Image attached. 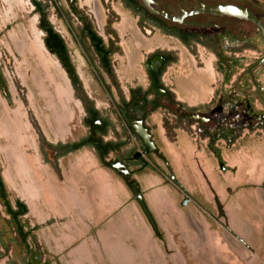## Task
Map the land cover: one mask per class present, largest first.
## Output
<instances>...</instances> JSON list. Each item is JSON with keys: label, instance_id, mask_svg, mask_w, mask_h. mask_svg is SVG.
<instances>
[{"label": "rangeland", "instance_id": "374dc122", "mask_svg": "<svg viewBox=\"0 0 264 264\" xmlns=\"http://www.w3.org/2000/svg\"><path fill=\"white\" fill-rule=\"evenodd\" d=\"M38 1L45 8L46 21L62 38L76 75H80L79 81L88 97L85 102L88 105L92 102L100 117L111 121V126L118 130L117 133L121 125L111 109L112 105L116 104V92L128 95L130 87L135 85L132 79L135 76L143 78V63L156 49H169L176 53L178 61L166 69L164 82L174 90V97L182 101L185 109H189L187 104L194 109L198 102L208 101L213 91L228 93L233 89L237 78L240 84L234 89V100L243 102L248 98L247 95L253 93L249 78L244 72H240L244 65L238 66L232 82L225 81L224 75L217 69L218 62L215 57L208 55L200 47H194L199 53H191V50L189 53L178 42L164 37L157 30L149 27L142 29L143 24L139 25L137 17L124 9L119 0H74L73 5L79 11L78 14L71 11L67 0H58L59 7L54 0ZM63 12L67 13L69 23ZM81 18L91 23L104 43L108 38L105 25H111L109 31L114 34L119 50L112 57L115 66L112 79L116 87L109 84L89 40L84 37L83 41L93 63L100 71L99 75L89 63L79 43L73 41L69 24L81 35L84 24ZM39 22L40 17L29 0H0V71L7 84V91L0 90V169L11 198L19 197L21 194L17 192L21 191L27 203L35 199V202L27 206L28 212L20 218L25 229L37 224L43 225L47 221V218H41V207L36 202L38 199L41 201V175H34L33 171L41 169L36 129L39 126L41 139L44 136L49 142L74 141L88 131L82 122L83 103L81 98H77V95L82 96L72 88L57 57L44 46L45 33L39 27ZM240 27L249 33L254 31L248 24H240ZM75 50L79 57L73 54ZM190 54L199 55L201 59L193 58ZM241 54L240 57H244L243 64L249 62L250 53ZM201 60L203 62H200ZM188 78L194 85L190 84L192 89L200 86L204 90L203 97L197 98L191 93L192 90L187 85ZM260 82L264 85L262 75ZM254 109L264 112V108L258 103ZM173 115L170 111L164 112V116L169 119H172ZM17 123L22 127V135L18 132ZM228 124L243 127L244 123L238 117ZM107 138L115 137L109 133ZM196 142L199 144V139H196ZM256 151L257 149L248 150L243 155L236 153L238 157L233 163L237 165V169L242 165L241 156L247 159V175H251L262 161L261 155ZM94 155V160H91L90 155L80 151L71 156L70 164H81V169L87 173L99 171L105 178L109 175L111 184L112 181L121 179L114 171L100 164L96 152ZM47 157L49 160L53 159L49 152ZM114 157L115 155L111 154L106 158ZM157 163L164 168L160 160H157ZM189 166L192 167L189 181L192 186L185 189L197 201V169L193 164ZM12 179L21 187L9 188V180L11 183ZM57 179L63 184L62 175ZM34 188L37 193L32 197L31 193L36 191ZM174 189L177 191L175 206L165 214L167 220L171 218L170 227H165L164 232L154 235L153 238L146 237L137 227L139 248L127 244L128 247L136 249L135 251L125 252L124 248L117 244L107 246L110 252L113 251L118 264H264V191L261 187H255L250 182L239 184L235 190L236 203L221 202V205L219 202L215 205L211 201L199 204L191 200L184 205L186 196L176 187ZM208 191L211 195L209 199L212 200L213 189L209 188ZM179 213L182 216L179 217ZM224 227H228L234 235ZM0 229L4 233L3 241L7 244V249L0 250V264H22L26 260L36 264H41L44 260H48L50 264H107L103 248L111 236L107 235V231L101 228L100 224L93 231L90 230L93 233H81L83 229H77L76 214L72 219L68 215H58L52 224L43 225L33 231L27 239L29 256L5 216L0 220ZM12 237L15 241L9 245ZM144 237L146 239L143 241ZM47 239H50L54 252L44 245ZM111 263L114 264L115 260Z\"/></svg>", "mask_w": 264, "mask_h": 264}, {"label": "flooded vegetation", "instance_id": "af4514ba", "mask_svg": "<svg viewBox=\"0 0 264 264\" xmlns=\"http://www.w3.org/2000/svg\"><path fill=\"white\" fill-rule=\"evenodd\" d=\"M29 1L40 17L41 15L39 14V12H37L35 6L38 7L36 2H39L40 4L42 3L38 0H34L33 2L32 0ZM119 1L124 9L137 17V23L139 25L143 24V26H141L142 29L145 30L146 27H149L150 29L157 30L164 37H168L178 42L189 53L190 50L191 53H199V51L194 49V47H200L205 52H207L208 55L215 57L218 62L217 69L224 75L225 81L232 82V78L235 76V73H237L236 70L238 69V66L244 65L245 67L242 68L240 72H244V75L249 78L252 84L250 89L253 91V93L251 95H247L248 98L243 102L234 100V89H236V86L240 84L237 78L235 82L236 84L234 83L233 89L228 91V93H224L221 90L213 91L212 97L208 101L198 102L197 104H195V106L197 107L194 109H191L189 104H187L189 109H185L182 105V101H180L177 97H174V90L164 82L166 69H168L171 65H174L178 61L175 57L176 53L170 51L169 49H156L146 57L143 63L145 72L143 78L135 76L132 79L133 81H135V85L134 87H130L131 90H128V95L126 96L124 94H118L116 92V104H113L111 109L114 117H116V119L120 121L119 123L121 127L119 129V132L117 133V129L111 126V121L109 122L108 119L100 117L93 103L92 105H90L91 103L88 105L85 100H82L84 111V118L82 122L87 127V133L79 139L67 142H49L44 136L40 142L39 136L37 135L38 152L44 163H48L55 171H57L58 158L69 152L77 150L72 149L73 145L79 143L82 139H86L90 145L83 146H88L94 149V152H96V156L99 161V156L104 155V160H108V162L104 161L103 164L100 161V163L104 167L111 169L117 175H119L130 191L129 184L133 182L136 183V181L132 178L131 168L135 166V164L141 161H145V159H147L149 156L154 155L157 160H160L162 162L164 168L161 167V164L157 163V165H155L156 169L157 167H159L161 169H164L165 171L167 170L166 166L163 163L164 160L170 170L166 158H164L162 154L158 152V149L151 135V141L153 142L157 151H151L147 155L142 154V152L144 151L143 143L139 139V137L132 132L129 123L130 120L141 121L142 125L150 134L148 119H150V117L153 116L158 110L161 111L160 114L162 116L163 127H165V132L168 138L173 137L174 131L176 129H182L183 131L190 134L195 140L199 139L200 144L204 145L206 149L211 151L212 154L217 157V159L220 157V150L215 145L216 140L223 139L225 144L228 146L241 136L243 130H246L250 134L253 133V135L257 137L264 136V112L261 113L254 109L257 103L264 108V85H262V83L260 82V76H264V63L255 66L256 63L264 59V38L262 37L260 29L256 25L248 21L239 20L237 18L228 17L225 15L211 16L206 14H184V21H191L201 24L198 26L189 24L184 25L169 21L161 16L151 13L139 0ZM199 1L204 5L230 4L244 6L250 9L254 13V15L264 24V0ZM151 7L156 11L162 10L169 16H180L182 12L187 13L193 11L196 8V0H151ZM240 24L250 25L254 30L253 33H249L247 30L242 29V27H240ZM40 25L41 22H39V27ZM105 26L108 32V38L106 43L102 41V64H100L101 61L99 59V55L95 51V48L90 41L89 43L91 45L92 51L97 55L98 60L100 61V68L102 69L104 75L107 77L109 84L111 85V87H116L112 79L115 68L112 63V57L119 51L116 47L118 45V42L115 40L114 34L110 33L109 31V28L111 29V25L109 26L106 24ZM41 30L45 33L42 28ZM58 36L59 37L57 38L61 39L62 47H65V51L68 56L66 46L64 45L59 34ZM81 37L84 40V37L82 35ZM55 52L56 53H50L57 57L59 53L57 51ZM246 52L250 53L249 62L243 64L242 60L244 59V57L242 58L240 56L242 55L241 53ZM73 54H76L79 57V53L76 50L73 52ZM64 55L65 53L63 54V56H59L64 57ZM192 57L201 59L199 55H195ZM200 62H203V60H201ZM66 75L68 77L67 73ZM78 76L80 78V75ZM170 78L172 79V76ZM68 79L72 88L76 92V85L72 84L69 77ZM100 79L102 81V78ZM0 90L4 92L7 91V84L4 81L1 71ZM191 93L197 98L200 96V93L197 92V90L193 89ZM202 96L203 95H201L200 97ZM110 99L113 103V98L110 97ZM94 109L97 111L96 114L94 112ZM169 111L174 113L172 119L165 117L166 115L164 116V112ZM239 112L240 114L238 115L237 113ZM188 115H194L201 121L197 119L193 120L189 118ZM238 117L241 119V121H243V127L228 124L229 122L232 123L233 121L237 120ZM17 125L18 132L20 133V135H22V127L19 123H17ZM38 129L41 132L39 126ZM109 133L114 135L115 138L108 139L107 136L109 135ZM194 135H196L197 138ZM204 139L205 142L202 141ZM96 141L99 142L98 147L94 145V142ZM65 150H67V152L63 153ZM47 152L52 154V160H49V158L47 157ZM111 154H114L115 157L112 159H107L106 157ZM219 160L218 168L221 171H226V168L228 166L226 167L225 163L222 162L221 159ZM110 163L119 164L120 166L118 167V170L123 171L125 169L127 170V173H119L115 169L108 167L107 164ZM1 173L2 171L0 169V179L4 187L3 190L0 184V205L2 207V211H0V220L3 219V216L8 219L9 225L11 224L14 227L15 234L23 244L24 249L27 251L29 256L30 248H27V239L31 236L33 231L43 225H48L49 223L47 221L43 225L37 224L29 229H25L20 220V218H22L28 212L27 204L23 200L25 197L23 196V199L20 196L11 198L9 196V192ZM166 179L169 181V183H171L168 178ZM261 188L264 191V184H262ZM187 193L189 194L188 191ZM184 195L186 196V200L183 201L184 205L188 204L189 200L193 201L194 203H199L198 200H194V198L191 197L190 194L189 196L191 198L186 194ZM131 197L138 204V202L133 198L132 194ZM146 220L149 223L147 218ZM153 233L154 235H157V233L160 235L161 232L157 227V231H153ZM3 238L4 233L0 229V250L2 251L3 249H7V244L5 243V241H3ZM10 240L9 245L11 242L15 241L13 237L12 240ZM1 256L2 254L0 253V257ZM22 264H36V262L26 260ZM41 264L50 263L48 260H44L41 261Z\"/></svg>", "mask_w": 264, "mask_h": 264}, {"label": "crops", "instance_id": "0c3cea01", "mask_svg": "<svg viewBox=\"0 0 264 264\" xmlns=\"http://www.w3.org/2000/svg\"><path fill=\"white\" fill-rule=\"evenodd\" d=\"M190 84L194 86L188 78L187 85L190 86ZM191 86L189 89L193 90ZM181 88L183 89V85ZM195 90L200 93V96L204 91L200 86H195ZM148 125L158 152L166 158L172 174L184 188L189 189L192 186L189 183L192 169L189 164L196 167L197 186L199 188L197 200L200 204L210 201L214 205L217 202L220 205L221 202H226V204L236 203L235 190L239 184L243 185L250 182L255 187L260 188L262 186L264 178V136L257 137L253 133L250 134L243 130L241 136L228 146L223 139L216 140L215 145L220 150V157L217 159L211 151L206 149L204 145L197 144L196 140L182 129H176L173 137L168 138L165 127H163L160 111L148 119ZM202 141L205 142V139ZM255 149H257V154L261 155L262 161L259 167L256 166L253 173H250L251 175H247V168H249L247 159L240 156L242 165L239 169H237L236 164L234 165L233 160L238 157L236 153L243 155L248 150L254 151ZM80 151L90 155L91 160H94V150L88 146H81L79 149L58 158L57 171L48 163H44L42 159L41 169H33L34 175H36V172L41 175V182L39 183L41 201L36 200L41 207V218H47L48 223L52 224L54 218L58 215H68L72 219L76 214L77 229H83L81 233L85 232V234L93 233L94 228L100 224V227L107 231V235L111 236L103 248L107 264H113L111 261L114 260V264H118L113 251L110 252L107 246L117 244L123 247L125 252L135 251L136 249L128 247L127 244H133L139 248L137 227L148 238L154 237L153 230L121 179L117 182L112 181L111 184L109 175L105 178L103 177L104 174L99 171H89L87 173L81 169V164L77 163L71 166V156ZM219 159L225 163L226 167L228 166L226 171H221L218 168ZM155 165H157V159L154 155H151L145 161L135 164L131 168V175L137 183L147 209L162 233L165 227H170L169 220L171 221V218L167 220L165 214L169 210H173L177 191L174 189L175 186L169 183L155 168ZM61 175L64 178L63 184H60L57 179ZM8 185L9 188L21 187L13 179L11 183L9 180ZM31 185L35 186L34 183H31ZM209 188L213 189L212 200L209 199L211 196L208 191ZM17 193L21 194L19 195L21 198L23 197L21 191ZM35 193H37V190L31 193V196L33 197ZM23 200L27 206L35 202V199H31L28 203L25 198ZM180 216H182L181 213H179ZM90 230L92 231L90 232ZM145 239L144 237L143 241ZM44 245L51 252H54L50 246V239L45 240ZM120 258L122 259V255H120Z\"/></svg>", "mask_w": 264, "mask_h": 264}, {"label": "water", "instance_id": "95a60500", "mask_svg": "<svg viewBox=\"0 0 264 264\" xmlns=\"http://www.w3.org/2000/svg\"><path fill=\"white\" fill-rule=\"evenodd\" d=\"M57 5L59 4L58 0H54ZM147 9L148 11H150L151 13H154L158 16H161L169 21L172 22H176L179 24H189V25H201L195 22H191V21H184L183 17L184 14L187 15H197V14H206V15H211V16H228V17H234L237 18L239 20H243V21H248L253 23L254 25H256L261 33H262V37L264 38V24L262 23V21L260 19H258L254 13L241 5H230V4H219V5H204L202 4L199 0H196V8L191 11V12H182V14L180 16H169L167 13L163 12L162 10H154L151 7V0H139ZM59 7V5H58ZM63 16L65 17L67 23L70 22L67 13L63 12ZM70 26V32L72 33V39L73 41L79 43V45L81 46L82 51L84 52V55L86 56V58L88 59L89 63H91V65L93 67H95V71L96 74L99 75L100 71L99 69L95 66V64L93 63L92 60V56L89 53L88 49H87V45L85 44V42L83 41V38L81 37V35H79L74 29L73 27L69 24ZM49 46L54 49L55 51H57L59 53V55L63 56L64 51H63V47L61 44V39L57 38V37H52L49 41H48ZM264 63V59L258 63L255 64V66H258L260 64ZM153 77V75H152ZM79 78V76H78ZM80 79V78H79ZM110 97L111 94L109 93ZM189 118L193 119V120H200L199 118H196L194 115H188ZM201 121V120H200ZM130 127L131 130L134 134H136L139 139L142 141L143 146H144V151L142 152L143 155H147L149 152L153 151L156 152L157 149L154 146L153 142L151 141L150 138V134L147 132V129L142 125L141 121H133L130 120ZM94 145L96 147L99 146V142L96 141L94 142ZM164 165L166 166L167 170L165 171L164 169H161L159 167H157V169L166 177L170 180V182L178 189L180 190L182 193L186 194L189 196V194L187 193V191L185 190V188L174 178V176L172 175V173L170 172L169 168L166 165V162L163 160ZM108 167L115 169L117 172L119 173H123L126 174L127 170H118V167L120 166L119 164H107ZM129 188L131 191V194L133 196V198L138 202V204L140 205L145 217L148 219L153 231H157V225L151 215V213L149 212V210L147 209L144 200L142 198L141 193L138 190V186L136 183H130L129 184ZM190 197V196H189ZM191 198V197H190ZM228 232H230L232 235H234L229 229L228 227H224Z\"/></svg>", "mask_w": 264, "mask_h": 264}, {"label": "trees", "instance_id": "16d2710c", "mask_svg": "<svg viewBox=\"0 0 264 264\" xmlns=\"http://www.w3.org/2000/svg\"><path fill=\"white\" fill-rule=\"evenodd\" d=\"M34 0H32L33 2ZM69 1V5L71 7V11L73 13H76L78 14L79 11L76 9V7H74V0H67ZM38 7L35 6L37 12H39V14L41 15L40 16V22H41V25H40V28H42L45 33H46V37L43 39L44 41V44L46 46V48L49 50V52L51 53H56L48 44V41L51 37H59L58 34L52 29L51 25L48 23V21H46V18H45V13H44V6L42 4H40L39 2H36ZM81 20L84 22L82 28H81V35L83 37H86L90 42L91 44L93 45V47L95 48V51L97 52V54L99 55V59L101 61L100 64H102L103 62V59H102V39L96 34V32L93 30L92 26H91V23L89 21H87V19L85 18H81ZM63 50H64V57H60L59 55H57L63 69L65 70V72L68 74V77L70 78L72 84H75L76 87H77V91L81 94L82 97L78 96L77 95V98H81V100H88V97L85 95L83 89H82V85L75 73V70H74V67L72 66L71 62H70V59L69 57L67 56L66 54V51H65V47L63 46ZM99 61V62H100ZM91 102V101H90ZM92 103V102H91ZM92 105V104H91ZM94 112L95 114L97 113V111L94 109ZM36 128V127H35ZM37 135L39 136V141L41 142V132L39 131V129L37 128ZM41 144V143H40ZM83 145H90L89 142H87L86 139H82L79 143H76L73 145L72 149H78L80 148L81 146ZM69 150V149H67ZM67 150H65L63 153H66ZM99 159L101 161V163L104 164V155H100L99 156ZM0 184L4 190V187H3V184L1 182V179H0ZM158 235V233H157Z\"/></svg>", "mask_w": 264, "mask_h": 264}, {"label": "bare ground", "instance_id": "6f19581e", "mask_svg": "<svg viewBox=\"0 0 264 264\" xmlns=\"http://www.w3.org/2000/svg\"><path fill=\"white\" fill-rule=\"evenodd\" d=\"M84 77V76H83ZM86 79V78H85ZM36 175H38L37 173H36ZM28 194V193H27Z\"/></svg>", "mask_w": 264, "mask_h": 264}]
</instances>
